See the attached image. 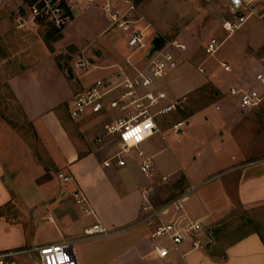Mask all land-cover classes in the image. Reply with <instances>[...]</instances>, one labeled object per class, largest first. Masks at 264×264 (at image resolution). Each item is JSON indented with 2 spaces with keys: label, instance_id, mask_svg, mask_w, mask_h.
Masks as SVG:
<instances>
[{
  "label": "crops",
  "instance_id": "1",
  "mask_svg": "<svg viewBox=\"0 0 264 264\" xmlns=\"http://www.w3.org/2000/svg\"><path fill=\"white\" fill-rule=\"evenodd\" d=\"M127 1L111 0L122 11L128 8ZM101 2L80 5L73 17L82 19L92 42L101 41L98 61L89 59L96 68L73 77L76 85L60 68V84L56 86L62 90L59 98H54V81L46 75L35 76L33 69L44 63L52 70L50 65L54 60L59 65L57 58L62 55L74 67L79 59L71 50L75 47L56 54L36 32L37 22H32L26 11L21 10L24 17L16 21L7 16L17 13L0 11V33L7 34L8 49L15 56L3 75L15 97L17 115L32 124L33 142L36 144L40 136L48 158L47 165L40 164L32 139L0 119V211L18 201L32 209L34 223H50L57 233L53 239L33 245L34 231L29 235L22 224L11 223L0 214V253L18 252L13 258L17 264H24L16 259L20 253L30 255L27 250L35 246L68 240L74 244L79 264H164L154 253L151 228L138 223L145 203L143 191L150 189L153 202L162 205L194 187L183 202V212L201 221L207 243L198 250L184 243L172 251L174 264H264V99L259 107L242 110L237 99L228 95L233 85L256 86L254 76L264 73V25L250 20L231 36L237 38L216 58L219 70L201 75L191 71L190 81L179 84L176 74L183 82L189 71L178 68L159 83L167 93L165 105L184 95L189 100L185 110L158 117V130L143 143L155 168L154 178L148 179L138 160H130L123 167L104 165L119 150L113 139L119 141L118 137L107 126L133 109L129 98H121L126 90L117 85L125 75H135L133 67L144 66L145 54L132 61L138 52L129 54L124 49L126 37L121 32L111 35L116 30L104 20ZM255 6L264 9V0H257ZM144 9L139 12L137 7V27L148 39H155L161 35L157 30L161 21L153 20ZM220 63H226L229 72H224ZM97 82L117 86L107 96V107L76 119L64 115L63 107L69 109L77 93ZM203 87H212V95L205 98L200 92ZM113 100L128 108L111 107ZM181 120L186 125L176 133L173 126ZM60 172L73 178L63 183L57 175ZM76 189L87 195L94 214L76 204ZM174 217L170 212L164 219ZM233 217L245 218L242 231L232 239H216L213 228ZM97 222L108 235L86 233ZM37 260L32 258L34 264L39 263Z\"/></svg>",
  "mask_w": 264,
  "mask_h": 264
},
{
  "label": "built area",
  "instance_id": "2",
  "mask_svg": "<svg viewBox=\"0 0 264 264\" xmlns=\"http://www.w3.org/2000/svg\"><path fill=\"white\" fill-rule=\"evenodd\" d=\"M100 0H0V11L11 10L18 13L21 10L26 11L27 17L32 22L42 23L52 30L61 33L73 19L80 5H97ZM257 0H240V6L237 7L233 0H228L226 12L229 18L224 19L221 28L227 34L226 38L219 41L210 38L203 46V53L208 57H214L224 44L226 39L235 32L239 31L250 20H257L264 25V9L256 8ZM128 8L125 11L115 7L111 0H102L100 8L102 13L110 21V29L121 32L127 38L128 49L135 54L140 51H146L144 55V66L133 67L134 76H124L120 86L126 90L121 96L122 99L129 98L133 109L130 110L125 118L116 120L112 125L107 126V130L116 134L120 142V149L109 159L104 161V165L109 167L116 165L123 167L130 160H138L141 172L148 178L153 179L155 168L153 158L147 156L143 149V143L152 137L158 130L157 118L167 115L173 111L185 110L189 97L187 95L178 97L168 104H164L167 93L161 90L159 83L167 77L170 72L179 68V61L176 57L177 52L186 51L187 47L177 39L165 40L162 49L155 51L149 56L153 49V38L148 39L144 30L137 28L138 18L137 5L134 0H128ZM137 18V19H136ZM22 19V18H20ZM23 23L20 20L21 25ZM224 72H229V66L226 63H220ZM78 75H86L95 69L86 57H79L74 64ZM203 74V70H199ZM256 86H243L237 84L229 87L228 95L237 99L238 106L242 109H255L259 107L264 99V73H258L254 76ZM117 86L110 87L104 82H97L76 94L69 107L71 118H80L83 115L100 113L107 107V96ZM120 101L113 100L109 103L111 107H120L126 110L128 106H122ZM151 120L155 125L150 129L148 135L146 130L142 135L144 139L130 143L124 137L141 126L146 121ZM186 125L185 120L177 122L173 127L176 133H181ZM58 178L63 183H68L73 177L69 173H58ZM167 177H163L166 180ZM194 187L186 193L179 195L170 201L157 205L153 202L151 190L145 189L143 196L145 203L142 206V215L138 223H145L151 228V238L154 240V253L164 261V264H174L170 259L172 251H178L180 247L189 242L191 250L204 248L207 243L206 232L199 219H193L183 212V202ZM76 204L79 208L88 213L94 214L87 195L81 189L73 192ZM170 212L175 214L171 220H165L164 216ZM86 233L90 236L108 235L109 231L100 223H95ZM171 245V248L168 247ZM38 253L39 264H62L63 256L67 260L63 264H79L76 250L72 241H61L55 243H46L35 246L27 250ZM18 252H1L0 264H17L14 256Z\"/></svg>",
  "mask_w": 264,
  "mask_h": 264
},
{
  "label": "rangeland",
  "instance_id": "3",
  "mask_svg": "<svg viewBox=\"0 0 264 264\" xmlns=\"http://www.w3.org/2000/svg\"><path fill=\"white\" fill-rule=\"evenodd\" d=\"M134 1L139 8V12H141L142 8H145L147 12L151 13L154 17L153 20L158 19L159 21H161V24L157 26V30L161 34H159V37H161V39H177L179 42L186 45V51L176 53V57L179 61V69L185 68L189 71L187 72L188 78L186 77V79H184L185 81L183 82H181V75L179 76L176 74V79H178L179 84L188 83L190 81L191 71V73H194L195 71L197 72V74L201 75L202 73L199 72L200 68L203 69L206 74H208L212 69H218L216 58L220 56L221 53L225 49H227L232 42H234L235 38H237V35L235 37L231 36L240 32L239 30L228 37L214 57H208L203 53V46L205 42L210 38H215L219 41L226 38L227 34L222 30L221 24L224 19L229 18L228 13L226 12L228 0H182L180 2L179 0H177V2L175 0H161V3L159 2L160 0ZM81 12L82 9L79 10V14ZM19 16H21V12H19V14L17 13V16L8 15L7 17L12 21H16ZM102 16L105 18L104 20L109 21L107 17H105L104 15ZM74 17L76 18V15H74ZM75 18L71 19L68 25L63 30H61L62 36L57 34L58 36L55 35L53 37V39L57 38V41L54 42L52 51L57 54L61 53L63 49L66 51L69 46H73L76 50H73L71 48L70 49L73 51V53L76 54L75 58L80 57V54L83 53V57H86L88 60L91 59L94 61H98L96 53L98 50H100L101 41H96L95 43L92 42L93 38H91L90 34L86 33V31L84 30L85 26H83L82 19L75 20ZM36 24L37 25L35 26V30L36 32H38L39 36L43 38L44 41L50 34L54 33V31L46 25L42 23ZM112 33L113 34L111 35L118 34L119 31H113ZM6 36L7 34L5 32L0 33V119L7 121L13 128H15V130L23 134L25 138H31L33 146L32 148L37 155L39 163L47 165L48 158L45 156L46 152L43 151V146H41L42 144L39 138L40 136H38L37 143L34 144V127L22 115H17V104L15 101V97L13 96L11 88H9L6 82V78L3 75L5 72H7L10 63L15 59V56L12 55L13 51L8 49L9 46L6 40ZM60 36L61 38H59ZM150 39L151 38H149V41ZM48 40L52 45V38H49ZM124 41L125 38L123 39L124 49L128 51L129 54H131V51L127 47V43ZM144 54V50L138 52V54L134 56L132 61H135L138 58L140 59V57H142ZM57 61L61 63V66L63 68L62 70L65 74L68 75L67 77L71 81V83L76 85L77 82L73 77L76 78L79 73L76 70H73L74 67L71 65V62L69 60L68 62L65 61L63 55L61 57L59 56L57 58ZM63 64H65L66 66H64ZM50 66H52V70L51 68H49V65L48 67H46V64L44 63L39 65L37 69H33L35 70L34 75L39 77L42 74L52 79L55 83L54 98H59L62 96V90L57 88L56 86L59 83L58 77H60V73L58 70L60 69V66L55 60ZM74 72L76 73V75ZM31 75H33V72L31 73ZM212 91V87H207L206 89L205 87H203L200 90V92L205 95V98L211 96ZM61 111L64 112V115L70 116L67 106L63 107ZM165 117L167 116L163 115L160 116L159 119ZM113 123L114 122H112V124ZM113 139L115 140V143L118 144V148L120 149V142L117 141L115 137ZM17 202L18 201H16V204L14 202L7 204L4 209L0 211V214L11 223L22 224L25 227L27 234L32 235L34 231L35 238L33 241V245L47 242L57 235L56 230L52 224H48L44 221H40L37 224L34 223L32 221V209ZM243 219L245 218L233 217L225 224H221L216 228H213V236H215L216 239L220 240L232 239L242 231L241 226H245ZM168 247L171 248V245H168ZM31 256L32 258H37L38 253H36L35 251L30 253V255H28L27 253H20V255L16 256V259L23 260L24 264H34L32 262V258H30Z\"/></svg>",
  "mask_w": 264,
  "mask_h": 264
},
{
  "label": "clouds",
  "instance_id": "4",
  "mask_svg": "<svg viewBox=\"0 0 264 264\" xmlns=\"http://www.w3.org/2000/svg\"><path fill=\"white\" fill-rule=\"evenodd\" d=\"M249 2H251V0H249ZM233 3L237 7L240 6V0H233ZM154 126L155 125L152 123V121L148 120L145 123H143L141 126L137 127L134 131L128 133L124 137V139L130 143L138 142V141L144 139V135H142V133H144L146 130H149V131H147V134L150 135L151 134L150 129L153 128ZM66 260H67V256H63L62 264H63V261H66Z\"/></svg>",
  "mask_w": 264,
  "mask_h": 264
},
{
  "label": "water",
  "instance_id": "5",
  "mask_svg": "<svg viewBox=\"0 0 264 264\" xmlns=\"http://www.w3.org/2000/svg\"><path fill=\"white\" fill-rule=\"evenodd\" d=\"M153 49L150 50L149 56H151L155 51L163 48L164 42L161 38L157 37L153 40Z\"/></svg>",
  "mask_w": 264,
  "mask_h": 264
},
{
  "label": "trees",
  "instance_id": "6",
  "mask_svg": "<svg viewBox=\"0 0 264 264\" xmlns=\"http://www.w3.org/2000/svg\"><path fill=\"white\" fill-rule=\"evenodd\" d=\"M54 31V33H52V34H50L49 36H48V38L47 39H45V42L47 43V45L49 46V48L52 50V45L50 44V42H49V38H52V41L51 42H55L56 40H57V38H55V39H53V37L55 36V35H60V33L58 32V31H55V30H53ZM57 35V36H58ZM50 44V45H49ZM59 66H60V68H62V66H61V64L59 63ZM63 69V68H62Z\"/></svg>",
  "mask_w": 264,
  "mask_h": 264
}]
</instances>
